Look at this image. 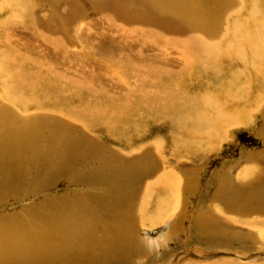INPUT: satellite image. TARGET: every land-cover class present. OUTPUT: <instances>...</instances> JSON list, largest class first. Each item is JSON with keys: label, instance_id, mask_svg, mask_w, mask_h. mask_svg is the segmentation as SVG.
Returning a JSON list of instances; mask_svg holds the SVG:
<instances>
[{"label": "rangeland", "instance_id": "374dc122", "mask_svg": "<svg viewBox=\"0 0 264 264\" xmlns=\"http://www.w3.org/2000/svg\"><path fill=\"white\" fill-rule=\"evenodd\" d=\"M74 1L82 6L81 12L78 11L76 13L75 11L77 10L72 8L76 6ZM30 3L31 7H33L32 13L34 12L33 10L37 14L39 13V24L33 23L29 19L30 21H24L22 26L14 29V32L11 31L12 37L22 44V49L26 53V66L24 67L26 80L27 82H31L30 80H32L35 83L37 82V74L36 78L33 77L31 79L29 77L33 71L47 72L51 78V81L47 82V85L51 86L54 83L58 89H62L64 92L61 96L62 98L66 97V99H70L69 94L71 90L69 91V89L72 86L62 81V78L58 75L61 71L65 74L68 73L69 77L73 75V79L81 82L82 85L73 90L79 97L78 100L80 98L86 100L92 97L93 93L91 92L93 90L102 94L114 95L115 97L122 91L126 92L129 90L132 85V79L130 82L125 81V76H122L119 70L123 61L127 62L124 66L128 70L134 65H138L141 68L133 78L135 80L140 75L143 76V86L144 82L147 84V80L148 82H153L159 78L162 79V75L166 72L165 69L167 71H174L172 73L181 71L183 65L178 58V52L180 51L175 48V45L163 39L159 30H150L146 26V31L139 28L126 30L127 32L125 29L122 31V28V30L118 28L117 23L120 22L118 21L119 19H113V17L109 19L108 13H104L105 10L101 13L93 9L92 0H31ZM248 3L249 0H245L246 7H248ZM10 12L6 11L5 14H3L4 12H0V20H5V17L13 18L14 13L7 15ZM107 16L108 19L106 18ZM236 17V15L232 14L228 19V25L233 24V20ZM16 18L14 17V19ZM16 20L21 21L20 18ZM114 20L117 22H114ZM131 23L135 25L134 22ZM128 27L131 26L128 24ZM36 28L40 31L39 33L35 31ZM39 36H41L40 41L35 40ZM31 54L36 55L38 59L47 60L48 66L37 61L38 59L33 60ZM55 59H59L61 64L50 73L48 71L50 69L49 66L52 65ZM232 64L222 63L221 72L216 74L209 68L211 73L206 77L200 76L201 80L199 82L201 84H199V87L197 86L200 89L196 91H201L203 94L212 93V98L220 97V88L218 87L225 86L230 80L232 73L238 69L236 64L234 67ZM110 70L114 71V74ZM212 72L215 77L212 75ZM243 72L244 78L247 80L246 89H248V92L244 94L243 98L234 97L235 90L232 93L231 90L225 93L226 95H230V98L224 97L225 107L221 111L226 114H231V112L235 111L233 109L234 105H228L226 102L228 99L233 100L234 97L235 100H239L237 101L238 108L242 109L238 113V118L225 124L224 128L222 127L218 133L213 132L210 137L204 138H201L197 133L193 135L194 133L189 129L192 127V124L186 125L187 121L183 123L179 121V124L176 126L178 128H174L176 132L173 135L172 130L168 129L167 120L150 119L148 123L145 120V123H139L143 127L142 133L140 131L135 132L140 134L137 136H135V133L133 134L132 143L129 145L124 144L111 139L108 132L106 134L108 129L104 125L93 124L92 127L89 123L79 122L76 117L72 119L66 112H61L63 109L59 100L62 99L56 97L53 89L52 96L49 97L48 95L46 98H43L44 107L35 109L33 105L27 108L17 105L18 110L26 116L38 114L45 117V121L49 123L48 125L52 126L53 124L54 127H57L61 124L60 128L56 130L58 135L61 134L60 136H63V132L70 135H68V140L61 139L59 144L56 140L55 142L54 140L50 141V144L58 145L56 151L59 152L54 154V157L53 154L50 157L46 155L47 158L44 156V161L41 164L38 163V157L35 158L37 159L35 160L36 163L25 161L24 165L17 166L15 169L13 167V173L22 178L24 186L22 184V187H15L11 192L8 190L7 195L10 197L6 199L7 201L3 200L4 202L1 203L0 200V225H8L5 223L15 216H19L20 213H23L20 216L24 220H28L29 217L40 219L43 217L46 220L47 216L50 215L51 217V214L57 220H63L65 219L66 212H69L71 207L77 204L78 200L92 196L97 199L95 200L96 206L94 207L97 208L96 212L101 217V221H96V224H98L97 226H102L104 222L108 224V222L110 223L117 218L118 212L120 214L124 212L123 202L130 205L131 202L129 201H132L131 199L134 198V195L138 198L141 190L145 192V189H150V191L148 190L149 193L145 194V215L143 217H149L151 214L155 215L157 213V208L159 209L157 204L161 201L160 199L165 198L169 194L167 191L170 192V189H167V186L163 185L165 182L162 181V178L165 176V179L175 182L174 187H176L177 191L179 190L178 193H181V200L178 202L183 207V214L182 216L180 215L179 211L181 209L177 206L176 200L174 203L171 200V206L172 203L176 205V210L169 209L168 214L161 216V219L155 218L156 221L152 220V217H149L151 220L146 219V223L139 224L138 230L140 233L137 231L139 234H136L135 239L143 237L149 241L151 239L165 238L166 233H169L166 243L162 246H156L152 250L153 252L145 251L144 254V252L136 251L125 257L120 256L119 260H117L118 256H115L112 260L108 261L107 257H105L106 254H114V251L106 252L107 250H104L103 254L105 256L101 255L102 257H98L95 255L90 258L85 256L79 264H171L170 261L173 258V254L175 256L182 254L181 257H184L179 264H188L189 261L211 264H264V242L261 243L262 239H264V201L262 203L261 199L257 198V195L260 196L258 192L259 185L264 177L261 174L254 177L256 173L247 182H245L247 178H244L248 176L246 174L250 164H253V169L258 166L264 169V80L262 77L264 72L260 71L259 68H254V65H248L247 63L243 65ZM44 75L42 74V77ZM213 77L214 82L211 83L210 81ZM194 84L191 85L192 89L194 88ZM147 86L151 85L148 84ZM262 86L263 91L261 90ZM86 87L90 91H87ZM134 87H136L135 84ZM101 97L102 104H105L107 97L103 95ZM104 98L106 99L103 100ZM72 99L73 97L70 100ZM78 100L72 102L75 103L73 106L84 105L83 102L79 104ZM86 101H89V99ZM94 108L92 106L91 110L93 111ZM99 109L101 108L99 107ZM74 112L72 109V114ZM79 112L84 111L79 109ZM207 115H210V113ZM227 117H224L225 119L219 118L218 120H229V116ZM69 124L72 127H78L74 133L68 129L70 128ZM67 125L68 128H65ZM200 126L202 127L203 125ZM48 133L50 135L53 134V137L55 135L53 128ZM58 135L54 139H59ZM80 137L82 140L90 141L88 143L96 144L87 145L89 148L85 150L83 143L77 142L81 140ZM173 140H176V142L178 140L179 143L176 144ZM46 143L43 144L44 147H46ZM97 144L104 146L107 151L115 149L111 153L118 151L117 153H124V156L127 157H132L130 155L138 151L140 146L144 145V149H148L149 154L153 153L152 157L155 163L152 167L154 169L150 170L148 168L150 172L145 174L139 173L140 171L137 170V167L142 161H132L129 165H124L126 168L122 174V179L115 177L111 181H108L106 179L108 178L106 174L107 169L112 168L111 164L114 165V163H106L104 160L105 155L95 154V151H92L93 149L91 148ZM176 146L178 147L175 150ZM178 148L181 149V153H178ZM188 148L191 154H185ZM10 158L13 159L12 157ZM2 159L4 158L2 157ZM5 160L7 159L3 161ZM36 164L37 167L39 165L40 167L37 168ZM15 174H12L13 179L16 177ZM136 174H141V176H137ZM25 175L29 178L28 181H26ZM145 175H151L150 179L144 178ZM135 176L138 179H135ZM0 177H2L1 173ZM15 180L20 181L18 178ZM151 180L152 185L149 183ZM242 180L243 183H246L244 187L240 183ZM1 181L0 183H2ZM124 182L131 184V189L130 187L127 189L121 188L120 185ZM239 184L243 192L245 191L243 197L245 199L244 202L246 201L240 207L246 206L250 208L253 215L251 216L250 211L246 213L242 212L236 216L227 217L229 219L224 221L225 224L207 220V224L212 223L211 225L214 226H202L201 222H199V213H206L211 216L226 212L224 209L226 200L222 196L226 192L229 193L228 196L234 195ZM117 185L118 188L116 189ZM140 188L142 189L139 190ZM114 190H117V192ZM136 191L138 193H135ZM148 195L151 196L147 197ZM116 196H119V202H109V199H115ZM261 197H264V193L262 194V192ZM248 201L250 203L245 205ZM99 206L100 209L98 208ZM19 217H15L14 221L18 222ZM254 219L256 220L254 221ZM173 220L177 223H175L174 229H172L174 231H171L168 223L173 222ZM151 222L158 223L152 225ZM36 223H34L35 226L32 223L30 224L32 229L37 227L42 228V221H40L41 224L39 222ZM27 231L26 228L25 232ZM27 233L29 234V232ZM48 238H55V235L50 234ZM125 248L128 250V247ZM217 252H229L232 255L212 257V253ZM192 254H197L199 257L197 258ZM39 258L42 262H38L42 264H46L50 260L46 259L44 261L41 256ZM41 263L33 262V264Z\"/></svg>", "mask_w": 264, "mask_h": 264}, {"label": "bare ground", "instance_id": "6f19581e", "mask_svg": "<svg viewBox=\"0 0 264 264\" xmlns=\"http://www.w3.org/2000/svg\"><path fill=\"white\" fill-rule=\"evenodd\" d=\"M30 1L31 0H0V12H4L3 14H5L6 11L10 12L11 9L12 11L7 15L14 13V17L20 18L21 20L17 21V18L14 19V17H5V20H0V47L3 46L0 48V173L2 176L0 177V181L3 180L1 181L2 183H0L1 203L4 202L3 200L10 197L7 195L8 190L11 192V190L15 189V187H22L23 180L20 176L13 173V167L14 169L17 168V166L20 167L21 165H24L25 161L36 163L35 160L37 159L35 158L38 157L39 160L41 159L40 161L38 160V163L41 164V162L44 161V156L46 157V155H48L47 157H50V155L53 154L54 157V154L59 152L56 151V147L58 148V145L56 146L50 144V141L54 140L55 142L56 140L59 144L61 139L68 140V135H70L64 132L62 133L63 136H60L61 134L58 135L56 130L60 128L61 124L57 127H54L53 124L52 126L48 125L49 123L45 121V117L38 114L26 116L23 112L18 110L19 108L17 105H21V107L24 108L33 105L35 109L44 107V102H42V100L48 95L49 97L52 96L53 89V93H56V97L62 99L59 100L63 109L61 112H66L70 117H72V119L76 117L79 122L83 121L85 124L89 123L92 127L93 124L104 125L108 129L106 134L108 132L111 139L124 144L129 145L132 143L134 137L133 134L137 131L142 133L143 127L139 123H148L150 119H161L163 121L167 120L168 129L172 130L173 135L176 132L175 129L178 128L176 126L179 124V121H181V123L187 121V124L185 123L186 125L192 124V127L189 129L194 133L193 135H196L197 133L201 136V138H204L210 137L213 132L218 133L225 124L233 121L235 118H238V113L242 111V109L240 110V108H238L237 101L239 100H235L234 97L243 98L244 94L248 92V89H246L247 80L243 75V65L245 63L248 65L251 64L254 65V68H259L260 71L264 72V0H249L248 7L245 5V0H92L93 9L100 11L101 13L105 10L104 13H108L109 19L111 17H113V19H119L118 21L120 22L117 24L119 29H123H121L122 31H124V29L126 31L136 28L146 31V26L150 30H159L161 32V37L166 41H169V43L175 45V48L180 51L178 52V58L183 66L181 71H177L176 73H172L174 71H167L165 69L166 72L162 75V79L159 78L153 82H148L147 80V84L144 82L143 86V76L140 75L135 80L133 78L135 74L141 70V68H139L138 65H134L128 70L124 66L127 62L122 60L123 63L121 64L120 69H118L121 71L122 76H125V81L130 82L132 79V85L129 89L130 91H122L115 97L114 95L106 93L102 94L93 90L91 92L93 93V96L88 98L89 101H86L88 99L84 100V98H80L79 100L81 101L78 100L79 97L75 91L73 92V90L80 87L82 85L81 82L73 79V75L72 77H69L70 75L68 76V73L65 74L61 71L58 75L67 85L72 86L69 89V91L71 90V93L69 94L70 96H68L70 99L73 97V99H66V97L62 98L61 96L64 93L62 89H58L54 83L51 86L47 85V82L51 81L47 72L41 73L38 70L33 71L29 77L31 79L33 77L36 78L37 74V82L34 83L32 80H30L31 82H27V77H25L24 72V67L26 66V53L22 49V44H20V42L11 35V31L14 32V29L22 26L24 21L29 19L33 23L35 22L39 24V13L37 14L35 10H33L34 12L32 13L33 7H31V3L29 4ZM74 4L76 6L72 8L77 10L75 12H81L82 6L78 4V2L75 3V1ZM232 14L237 17L233 20V24H231V26L228 25L227 22ZM106 18L108 19V16ZM128 19L130 22H127ZM141 20L144 21L141 22ZM115 21L116 20H114V22ZM131 22H134L135 25ZM49 23L51 24V22ZM128 24L131 27H128ZM35 31L38 33L40 32L38 28H36ZM40 38L41 36H39V38H35V40L40 41ZM31 58L33 60L38 59L36 55L32 54ZM127 58L129 59V57ZM37 61H40L42 64L48 66V61L45 59L39 58ZM58 62L59 59H55L52 65L49 66L50 69H48V71L50 73H52V71H54L55 68H58L57 66L61 64V62ZM222 63H233L232 66L234 67L237 65L236 67L238 69L232 73L230 80L225 86L218 87L220 88V97L217 96L216 98H212V93L203 94L201 91H196L200 89L197 88V86L199 87V84H201V82H199L201 80L200 76L206 77L210 74L211 71L209 68L212 69L215 74L220 73L222 70L220 69L222 67ZM213 72L212 75L214 76ZM42 74L45 75L42 77ZM112 74H114V71H112ZM214 77L211 78V83L214 82ZM262 77L264 80V74ZM196 79L197 81H195ZM193 83L195 84L192 89L191 85ZM134 84L136 87H134ZM148 84L151 86H147ZM86 89L87 91H90L87 87ZM230 90L231 93L233 90H235L236 93L233 100L228 99L226 102L228 105H234L233 109L235 111L231 112V114H226L221 111L225 107V101L223 100L224 97L230 96L225 93H228ZM261 90L263 91V86ZM65 91L68 92L67 90ZM98 94L99 96H97ZM75 95L76 97H74ZM101 95L107 97V99H103H106L105 104H102ZM76 99L79 104L83 102L84 105L73 106L75 103L72 102L77 101ZM92 106L95 107L93 111L91 110ZM99 107L101 109H99ZM72 109L75 111L73 114ZM79 109L84 112H79ZM208 113H210V115H207ZM227 116H229V120H218L219 118L225 119L224 117ZM212 124L214 125V128ZM200 125L203 126L201 127ZM74 127L70 125V128H68L67 125L65 128L70 129L74 133L75 129L78 128L76 126ZM51 128L55 131L54 137H57L56 135H58L59 139H54L53 134L50 135L48 133ZM68 129H66V131H68ZM185 130L187 131V129ZM140 133H135V136ZM173 141L176 144L179 143L178 140L177 142L176 140ZM77 142H82L85 150L89 148L87 145L96 144L88 143L90 141L82 140V138ZM44 143H46V147L43 146ZM98 144L91 148L93 149L92 151H95V154L105 155V162H113L115 165L111 164L112 168L105 166L108 168L106 173L108 177L106 179L108 181H111V179L115 177L121 178L122 174L125 172L124 169L126 168L124 165L127 166L132 161H142V163H139L137 167V170L140 171L139 173L145 174L154 169V167H152L155 163V160H153L154 158L152 157L153 153L151 152L152 154H149L148 149H144V145L140 146L138 151L130 155L132 157H127L124 156V153H121L122 155L117 153L118 151L111 153L115 149L107 151L104 146H99ZM178 146H176L175 150ZM181 152V149L178 148V153ZM190 152L191 151L188 148L185 151V154H191ZM2 157L7 160L3 161L4 159H2ZM35 166L37 167V164ZM148 168L150 169L149 171ZM18 170L20 169L18 168ZM263 170L264 169H261L260 166L253 169V164H250L246 174L248 176L244 177L247 178V180L244 181L247 182L249 179L251 180L252 175L256 173L257 174L254 175V177H257V175L260 174L264 177ZM12 174H15V179L18 178L20 181L13 179ZM137 176H141V174H138ZM150 177L151 175L144 176V178L149 179ZM28 179L29 178H27L26 181H28ZM135 179L138 178L135 176ZM162 181L165 182L163 185L167 186V189H170V192L167 191L169 194H167L165 198L160 199L161 201L157 204L159 207V209L157 208V213L149 216L155 221V218L161 219V216L168 214L169 209L176 210L177 206L181 209L179 211L180 215L182 216L183 214V207H181V204L178 202L181 200V193H178L179 190L177 191L176 187H174L175 182H173V180L165 179V176H163ZM149 183L152 185V180ZM240 183L241 186H246V183H243V180L240 181ZM157 184L159 185L158 181ZM120 186L124 189H127L128 187L131 189V184L128 182H124ZM259 187L258 192L260 193V196L257 195V198H260L263 203L264 197H261V192L262 194L264 193V178ZM117 188L118 185L116 189ZM239 188L240 184L238 185L237 191L234 190V195L228 196L229 193L226 192L225 194L227 195L224 194L222 196L225 197L224 199L226 200L224 204L226 212L211 216L206 213H199V222H201V225L204 227H207L206 225H209L210 227L214 226L211 225L212 223L207 224V220L223 224L224 221H227L233 215L236 216L238 213L241 214L242 212L246 213L250 211L249 213L252 216L253 213L250 208H247L246 206L240 207V205H243L246 201L244 202L245 199L243 197L245 191L243 192L242 188H240V190ZM148 190L150 191V189ZM148 190L145 189V192L141 190L138 198L134 195V198L131 199L132 201H129L131 202L130 205L123 202L124 212H122V214L118 212L119 214L116 216L117 218L110 223L108 222V224L104 222V225L102 226H97L98 224H96V221H101V217L96 212L97 208L94 207L96 206L95 200L97 199L92 196L78 200V202L76 201V205L72 204L73 207L70 206L71 210L69 212H66L67 210L65 211L66 216L65 219H63L64 221L62 219L57 220L51 213V217L50 215L47 216L46 220H44L43 217L41 219L29 217V219L27 218L28 220H24L23 217L21 218L20 216V214L23 213H20V217L15 216L19 217L18 222L14 221V217L13 219L8 220V223H5L8 225H0V264L41 263L42 261L39 256H41L44 261L46 259H50L46 264H79L85 256L89 258L95 255L98 257L105 256L103 254L104 250H107L106 252L114 251V254L105 253V257H107L108 261L112 260L115 256H118L117 260H119L120 256L125 257L136 251L144 252V254L145 251L153 252L152 250L156 246H162L166 243L169 233H166L165 238L151 239L149 241L143 237L135 239L136 234L138 235L140 233L138 230V227H140L139 224H144L146 223V219H150L148 216L143 217L145 215V194L147 195L149 193ZM115 192H117V190ZM135 193L138 192L136 191ZM149 196L151 195H148L147 197ZM119 199V196H116L115 199H109V202H119ZM171 200L173 203L176 200L177 206L173 205V203L171 206ZM249 203L250 201H248L245 205H248ZM167 206L168 208H166ZM98 208L100 209V206ZM227 217L229 218L227 219ZM255 220L256 219H254V221ZM40 221H42V224ZM36 222H39L42 228H34V231L30 224L32 223V225H34ZM151 223L152 225H156L158 222ZM175 223L177 222H174V220L173 222L168 223L171 231H174L172 229H174ZM26 228L29 234L25 232ZM50 234L55 235V238H48ZM262 242H264V239H262L261 243ZM124 247H128V250H126V248L124 249ZM223 253L228 254L229 252ZM192 255H196L197 257L199 256L197 254ZM172 257L173 258L170 261L171 264H179L184 258L178 254L176 256L173 254ZM188 264L211 263L189 261Z\"/></svg>", "mask_w": 264, "mask_h": 264}, {"label": "water", "instance_id": "95a60500", "mask_svg": "<svg viewBox=\"0 0 264 264\" xmlns=\"http://www.w3.org/2000/svg\"><path fill=\"white\" fill-rule=\"evenodd\" d=\"M228 254H231V253H228ZM228 254H226V253H223V252H217V253H212V256H214V257H217V256H225V255H228ZM182 254H180L179 256H181ZM210 256V255H209ZM195 257H197L196 255H195ZM199 257V256H198ZM197 257V258H198ZM200 258H202V257H200Z\"/></svg>", "mask_w": 264, "mask_h": 264}]
</instances>
